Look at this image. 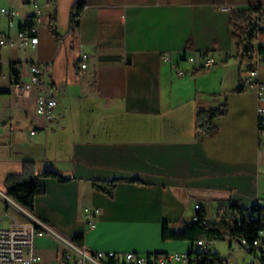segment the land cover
<instances>
[{
  "label": "crops",
  "instance_id": "1",
  "mask_svg": "<svg viewBox=\"0 0 264 264\" xmlns=\"http://www.w3.org/2000/svg\"><path fill=\"white\" fill-rule=\"evenodd\" d=\"M77 1L52 4L37 44L0 50V67L21 61L24 82L30 62L49 63L58 96L54 116L46 119L36 111L39 87L19 95L15 82L0 78V165L9 167L2 179L23 176L25 161H33L40 189L35 213L59 232L83 233L89 248L104 251H189L190 241L162 238L165 222L181 232L195 203L210 221L232 202L249 209L264 204L258 101L255 89L243 85L245 66L231 22L233 12L264 0H85L74 28ZM2 4L20 12L13 24L2 23L15 37L34 9L20 0ZM232 5L235 10L224 7ZM55 7L57 33L50 26ZM81 53H88L84 68ZM211 55L216 63L204 67ZM223 102L226 111L213 119L210 132L202 131L198 111ZM15 121L29 123L32 137L13 132ZM45 169L67 179L44 175ZM113 179L119 181L112 194L94 186ZM2 199L0 226L6 227L17 213ZM93 207L100 213L89 228L85 212ZM39 238L42 259H58V250L37 247Z\"/></svg>",
  "mask_w": 264,
  "mask_h": 264
},
{
  "label": "built area",
  "instance_id": "2",
  "mask_svg": "<svg viewBox=\"0 0 264 264\" xmlns=\"http://www.w3.org/2000/svg\"><path fill=\"white\" fill-rule=\"evenodd\" d=\"M24 4L31 5L34 9L31 20L26 19L21 24L17 35L11 36L2 28L3 20L6 19L13 24L20 12L15 8L0 4V50L3 46H12L25 48L28 45H35L39 41L37 35L38 28L46 22V11L52 7L51 0H20ZM231 10L236 7L224 6ZM258 36L254 44L247 50V57L244 59L245 74L243 76V84L255 89L257 96V115L260 136L264 135V81L260 78V67L264 62V39H259V34L264 32V21L258 20ZM165 61L171 60V53L165 51L163 54ZM88 53H81L79 60L81 67L87 66ZM194 58L191 57V60ZM216 63L214 56H206L204 67H212ZM21 61H13L10 63L8 70L0 67V78H10L15 82L16 92L19 95L28 94L34 87H39V93L36 98V111L46 119L54 116V110L58 104V96L56 89L49 79L48 73L50 65L47 62L32 61L30 67V81L24 82L19 79L21 72ZM36 130H32L35 133ZM263 144V143H262ZM264 146V144H263ZM2 197L7 201L8 205L17 213L12 218L10 224L6 227L0 226V264H38L42 260V256L37 252L35 247V239L50 233L58 238L67 248L63 251L62 262L64 264H203L204 255L197 252L200 248L208 250V241L201 237L195 242L193 251H164V252H138L125 251L118 252L114 250L104 251L89 248L85 243L77 244L72 239L63 236L59 231L50 226L46 221L23 207L15 199L4 192ZM202 205L195 203L192 221H202L207 223L209 218L201 215ZM100 208H87L85 212L86 223L89 228L96 225L97 216ZM220 219H226L230 226L236 223H250L259 220L262 228L259 235L254 238L246 236H233L230 232L226 238L229 240V246L232 247L234 239H237L243 246V240L250 242H258V249L249 252L254 255L255 260L241 261L234 264H264V214L254 212H245L238 209H227ZM233 249L230 248V252ZM214 264H230L228 258L223 257V262L216 261Z\"/></svg>",
  "mask_w": 264,
  "mask_h": 264
},
{
  "label": "trees",
  "instance_id": "3",
  "mask_svg": "<svg viewBox=\"0 0 264 264\" xmlns=\"http://www.w3.org/2000/svg\"><path fill=\"white\" fill-rule=\"evenodd\" d=\"M51 1L56 4V0ZM86 4L87 2L85 0H79L72 6L70 18L71 24L74 28L79 26L80 17L86 7ZM56 14L57 11L55 7L52 9L50 14V26L53 28L55 33H57L55 27ZM259 19L264 21V3L250 5L240 11L232 13L231 22L235 29L238 48L242 52L241 54L243 57V61L247 57V50L257 40V34L259 31L257 21ZM28 20L31 19L28 18ZM80 62L81 61L79 60V63ZM225 111L226 106L224 102L216 107L200 109L197 113V126L204 132H210L213 128V119L216 116L223 114ZM43 174L56 177L60 181H64L67 179L64 175L52 169H45L43 171ZM38 179L39 175L35 173L33 161L26 160L23 176L12 174L7 177L5 182V193L15 199L23 207L35 213L36 197L40 193ZM129 180L135 182H143V180L140 178H131ZM118 181L119 179H113L109 181L95 180L94 186L99 190H103L108 192L109 194H112ZM228 208L243 210L245 212H254L259 215L264 214V204H257L249 209L240 206L236 202H232ZM201 215L203 217L207 216L204 210L201 211ZM261 228L262 225L259 220H255L250 223H236L234 226H230L226 219L214 221L209 220L207 223L191 220L185 224V227L181 232L175 233L169 230L168 223L165 222L162 229V238L164 240L190 241L191 248L189 251H193L195 242L201 237H204L208 241V243H210L211 241H214L216 239H225L227 233L230 232V234H232L233 236L241 237L243 235L252 239L259 235V231ZM72 240L77 244H82L84 243V234L77 233L72 237ZM248 241L250 242V240ZM253 249L254 248H252V251ZM197 252L204 255L203 264H214L216 261L223 262V256L218 251H213L210 249L202 250L199 248Z\"/></svg>",
  "mask_w": 264,
  "mask_h": 264
},
{
  "label": "rangeland",
  "instance_id": "4",
  "mask_svg": "<svg viewBox=\"0 0 264 264\" xmlns=\"http://www.w3.org/2000/svg\"><path fill=\"white\" fill-rule=\"evenodd\" d=\"M6 3V0H0V4ZM19 99H23L22 97ZM0 125L2 126V121H0ZM5 131H7V128L5 127ZM13 132L16 133H22L23 137H32L30 135V125L29 123L20 124L17 121L13 123ZM9 167L7 165H0V194L1 192L5 193V182L2 178L5 174V170H7ZM3 202L4 206L7 204L6 200H1ZM8 220V215H5V218L2 220V225L6 224V221ZM63 236H65L68 239H72L71 235L67 232H60ZM37 247L40 249L42 248H49L51 251H59L60 257L58 259L51 260V258L48 255L43 256V259L39 262V264H61L60 259L62 258L63 251L66 250V246L54 235L50 233H46L44 236L40 237L37 241ZM208 248L211 250H215L221 253V255L224 258L229 259L230 264H234L236 262L241 261H254L255 257L253 254L249 253V251L240 244V242L237 239L233 240L232 247L229 246V240L226 239H216L214 241H211L208 243ZM230 248L233 249L230 252ZM62 254V255H61ZM55 261V262H54Z\"/></svg>",
  "mask_w": 264,
  "mask_h": 264
},
{
  "label": "bare ground",
  "instance_id": "5",
  "mask_svg": "<svg viewBox=\"0 0 264 264\" xmlns=\"http://www.w3.org/2000/svg\"><path fill=\"white\" fill-rule=\"evenodd\" d=\"M243 246L249 251L253 252L252 248L258 249V242H249L248 240H243Z\"/></svg>",
  "mask_w": 264,
  "mask_h": 264
},
{
  "label": "water",
  "instance_id": "6",
  "mask_svg": "<svg viewBox=\"0 0 264 264\" xmlns=\"http://www.w3.org/2000/svg\"><path fill=\"white\" fill-rule=\"evenodd\" d=\"M155 252H164V251H155Z\"/></svg>",
  "mask_w": 264,
  "mask_h": 264
}]
</instances>
